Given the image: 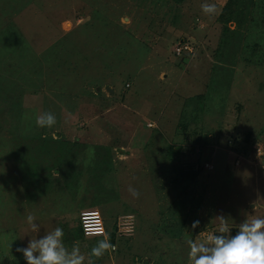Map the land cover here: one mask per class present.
<instances>
[{"label": "rangeland", "instance_id": "1", "mask_svg": "<svg viewBox=\"0 0 264 264\" xmlns=\"http://www.w3.org/2000/svg\"><path fill=\"white\" fill-rule=\"evenodd\" d=\"M228 2L0 0V264L56 227L87 264L101 226L94 264H190L216 216L264 218V0Z\"/></svg>", "mask_w": 264, "mask_h": 264}, {"label": "clouds", "instance_id": "2", "mask_svg": "<svg viewBox=\"0 0 264 264\" xmlns=\"http://www.w3.org/2000/svg\"><path fill=\"white\" fill-rule=\"evenodd\" d=\"M205 13H214L215 5L202 4ZM38 127L51 128L56 123L55 115L44 113L37 117ZM134 196L138 192L130 189ZM218 221L216 232L208 233L203 240L189 239L188 258L190 264H264V218L252 217L244 220L235 235H230L229 218L224 215L215 217ZM36 217L27 216V224L32 233L38 234L40 227L35 223ZM200 221L192 222V229L198 228ZM64 230L56 227L40 238L29 239L27 247H18L26 264H85V255L77 244L71 250L65 245ZM95 235L102 236L88 254L87 264H94L93 258L99 259L109 250H114L110 236L101 226Z\"/></svg>", "mask_w": 264, "mask_h": 264}, {"label": "built area", "instance_id": "3", "mask_svg": "<svg viewBox=\"0 0 264 264\" xmlns=\"http://www.w3.org/2000/svg\"><path fill=\"white\" fill-rule=\"evenodd\" d=\"M192 47L190 46L189 43H186V42H183V41H180L177 43L175 49L173 50L174 54L176 55H179L180 53L182 52H186V53H190L192 52ZM195 150V149H194ZM200 150L198 149L196 151V153H199ZM198 158H195V161L193 163H190V169L191 171L193 172H198L199 170H207L210 168L209 164L207 162L203 163L202 162H199V159L201 157L200 154L197 155ZM129 219V221H128ZM122 220L126 221V222H131V217L130 216H126V217H123ZM120 221V223H118ZM127 226H131L130 228H128ZM133 231V225H132V222L131 223H123V221L121 222V218L118 219L117 221V224H116V233H117V236H128L130 233H132ZM236 231L235 230H231L230 232V235H234ZM116 250V247L114 246V250L112 251H115Z\"/></svg>", "mask_w": 264, "mask_h": 264}, {"label": "trees", "instance_id": "4", "mask_svg": "<svg viewBox=\"0 0 264 264\" xmlns=\"http://www.w3.org/2000/svg\"><path fill=\"white\" fill-rule=\"evenodd\" d=\"M238 5H239V0H229V2H228V4H227V6H226V9H225V12L224 13H226V15H228V17L229 18H235L236 17V13L235 12H237V7H238ZM238 17H239V15H238ZM181 170L183 169L182 168V165H181ZM187 169V168H186ZM188 170V169H187ZM183 171V170H182ZM190 172H191V174L192 173H195V172H193V171H191V170H189ZM188 171V172H189ZM199 171H201V170H199ZM197 173V172H196ZM236 234V232L234 233V235Z\"/></svg>", "mask_w": 264, "mask_h": 264}, {"label": "crops", "instance_id": "5", "mask_svg": "<svg viewBox=\"0 0 264 264\" xmlns=\"http://www.w3.org/2000/svg\"><path fill=\"white\" fill-rule=\"evenodd\" d=\"M115 247H116V245H114ZM116 250H117V247H116ZM116 250L115 251H113V252H116ZM111 251V250H110ZM112 252V251H111Z\"/></svg>", "mask_w": 264, "mask_h": 264}]
</instances>
